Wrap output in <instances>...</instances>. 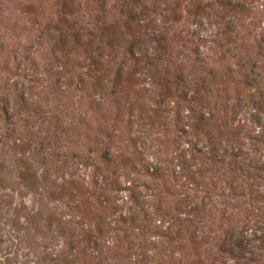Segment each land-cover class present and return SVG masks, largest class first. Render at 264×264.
<instances>
[{
	"label": "rangeland",
	"instance_id": "rangeland-1",
	"mask_svg": "<svg viewBox=\"0 0 264 264\" xmlns=\"http://www.w3.org/2000/svg\"><path fill=\"white\" fill-rule=\"evenodd\" d=\"M0 264H264V0H0Z\"/></svg>",
	"mask_w": 264,
	"mask_h": 264
}]
</instances>
